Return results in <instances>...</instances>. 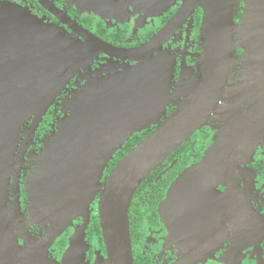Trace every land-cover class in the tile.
I'll return each instance as SVG.
<instances>
[{
    "label": "water",
    "instance_id": "water-1",
    "mask_svg": "<svg viewBox=\"0 0 264 264\" xmlns=\"http://www.w3.org/2000/svg\"><path fill=\"white\" fill-rule=\"evenodd\" d=\"M182 1L183 8L171 24L198 9L204 12L197 99L182 103L167 115L174 69L164 59H144L140 56L143 50L126 52L140 64L124 74L88 79L68 99L60 127L44 143L27 182L31 216L57 228L47 243L32 239L34 247L52 246L74 219L85 215L89 203L100 193V228L109 256L103 264H134L129 212L138 189L202 128L211 112L219 110L222 132L205 158L170 186L163 208H170L187 190L191 176L203 177L201 187L204 176L220 173L230 178L231 170L240 167L243 153L255 150L245 140L251 129L244 135L239 131L234 102L239 94L228 81L234 66L241 64L240 87L249 90L244 93L250 96L252 88H264V0H244L239 25L234 22L236 0ZM170 25L145 49L159 42ZM84 37L88 45L97 44L107 53L112 50L89 32ZM87 47L28 10L0 1V249L21 247L14 233H5L11 174L20 142L27 138L30 145L50 107L80 66L89 61L85 52L80 55L75 49ZM240 49L239 60L235 54ZM226 88L233 102L217 107ZM152 127L155 130L115 165L101 187L103 170L115 155L135 134ZM25 149L26 145L21 158ZM15 183L17 186V176ZM231 190H235L233 185ZM18 195L16 187L15 203H20ZM87 220L84 218L70 240L65 264L77 263L84 254L81 250L88 247ZM18 221H22L21 215Z\"/></svg>",
    "mask_w": 264,
    "mask_h": 264
},
{
    "label": "flooded vegetation",
    "instance_id": "flooded-vegetation-1",
    "mask_svg": "<svg viewBox=\"0 0 264 264\" xmlns=\"http://www.w3.org/2000/svg\"><path fill=\"white\" fill-rule=\"evenodd\" d=\"M0 1L11 2L28 10L75 42L88 46L87 49L75 50L80 55L85 52L83 55H87L86 59L89 60L80 66L78 74L50 107L30 145L26 142L27 138L20 142L11 174L5 233H14L21 247L0 249V264H65L70 240L76 229L84 223V218H88V247L81 250L84 254L76 259L75 264H103L109 256L100 228V193L89 203L85 215L74 219L52 246L34 247L35 241L32 239L38 240L40 244L45 240L47 243L49 234L57 228L50 223L42 224L30 214L26 186L31 172L44 143L48 142L52 132L58 131L64 117L63 111L73 93L85 86L88 79L118 76L140 64L129 59L126 52L143 50L140 56L144 59H164L173 67L167 115L182 103L197 99L196 94L200 91V56L203 54L200 38L204 12L198 9L192 15L186 14L171 24L183 8L182 0ZM244 7V0H236V25L241 22ZM169 25L170 28L160 41L145 49ZM86 32L108 44L112 50L107 53L97 44L88 45L84 37ZM89 53L91 56H88ZM242 53L241 49L237 50L235 56L240 58ZM239 70L241 68H238V73ZM228 82L231 83V80ZM240 84L241 79L234 87L239 95L233 97L237 103V118L241 123L239 131L244 135L248 128L251 129V134L245 140L255 150L243 153L240 167L231 170L230 178L220 173L204 176V185L201 187L199 181L203 177L191 176L187 190L172 201L170 208H163L170 186L187 169L205 158L215 138L222 132L221 127L224 126L219 110L211 112L202 128L179 149L181 151L171 161V164L175 162L176 165L182 160L184 167L171 181L164 199L157 203H132L134 208L131 206L129 220L134 264H264V88H252L248 96L244 92L249 90L240 87ZM227 89L219 98L217 107H226L233 102ZM155 128L135 134L131 139L143 137V140ZM124 148L103 170L99 180L101 187L108 181L116 165L115 158L119 154L123 155ZM20 165V174L16 175V168ZM232 185L234 191L231 190ZM16 187L20 203H15ZM19 215L21 222L18 221ZM94 226L99 228L100 233Z\"/></svg>",
    "mask_w": 264,
    "mask_h": 264
},
{
    "label": "trees",
    "instance_id": "trees-1",
    "mask_svg": "<svg viewBox=\"0 0 264 264\" xmlns=\"http://www.w3.org/2000/svg\"><path fill=\"white\" fill-rule=\"evenodd\" d=\"M143 137H139L131 139L126 143L124 148L123 155H117L115 158V164H117L126 154H128L141 140ZM181 150H179L175 155L167 161L161 168H159L156 172L152 174V176L138 189L133 203H157L164 199L166 191L171 183V181L176 176L177 172L184 167V162L180 160L176 165H174L167 173L164 175L161 180L155 181V178L158 175H161L162 171L166 168H169L171 166V161H173L178 153ZM134 208V204L132 206ZM94 228H97L98 233H100V230L97 226H94Z\"/></svg>",
    "mask_w": 264,
    "mask_h": 264
},
{
    "label": "rangeland",
    "instance_id": "rangeland-1",
    "mask_svg": "<svg viewBox=\"0 0 264 264\" xmlns=\"http://www.w3.org/2000/svg\"><path fill=\"white\" fill-rule=\"evenodd\" d=\"M243 51V50H242ZM240 60V58H238ZM238 68H241V70H239V73H238ZM242 69H243V66L241 64H237V66H234V71H233V74H232V77H231V84L232 86L235 87L236 83H239L240 79H241V75H242ZM238 75H239V80H238ZM236 80H238L236 82Z\"/></svg>",
    "mask_w": 264,
    "mask_h": 264
}]
</instances>
